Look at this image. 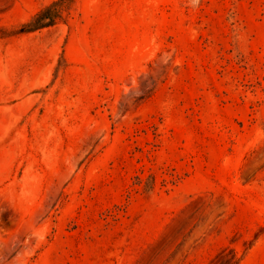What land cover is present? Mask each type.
Masks as SVG:
<instances>
[{
  "label": "rangeland",
  "instance_id": "rangeland-1",
  "mask_svg": "<svg viewBox=\"0 0 264 264\" xmlns=\"http://www.w3.org/2000/svg\"><path fill=\"white\" fill-rule=\"evenodd\" d=\"M0 0V264H264V0Z\"/></svg>",
  "mask_w": 264,
  "mask_h": 264
},
{
  "label": "trees",
  "instance_id": "trees-1",
  "mask_svg": "<svg viewBox=\"0 0 264 264\" xmlns=\"http://www.w3.org/2000/svg\"><path fill=\"white\" fill-rule=\"evenodd\" d=\"M69 1H72V0H69ZM63 2H65V0H58L51 7L38 13L34 17L32 22L28 25V28H29L28 31L32 32V31H36L39 29H43V28L50 26L52 23H54L56 18L54 14H51L50 12L53 10V8L57 7L58 4H61Z\"/></svg>",
  "mask_w": 264,
  "mask_h": 264
}]
</instances>
